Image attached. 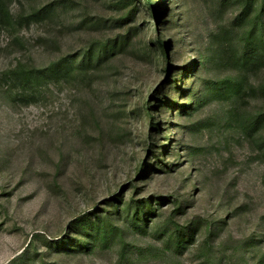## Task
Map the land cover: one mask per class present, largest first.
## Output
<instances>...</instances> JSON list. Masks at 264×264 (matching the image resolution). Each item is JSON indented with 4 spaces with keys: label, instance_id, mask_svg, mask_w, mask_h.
Returning <instances> with one entry per match:
<instances>
[{
    "label": "rangeland",
    "instance_id": "rangeland-1",
    "mask_svg": "<svg viewBox=\"0 0 264 264\" xmlns=\"http://www.w3.org/2000/svg\"><path fill=\"white\" fill-rule=\"evenodd\" d=\"M155 1L166 21L147 0L11 3L18 21L55 8L0 28V264H264V158L241 127L264 112V66L239 62L264 0ZM120 36L35 101L7 75ZM94 214L115 229L92 235Z\"/></svg>",
    "mask_w": 264,
    "mask_h": 264
},
{
    "label": "trees",
    "instance_id": "trees-1",
    "mask_svg": "<svg viewBox=\"0 0 264 264\" xmlns=\"http://www.w3.org/2000/svg\"><path fill=\"white\" fill-rule=\"evenodd\" d=\"M14 0H0V28H12L19 24H22V21H45L48 19L55 8V3L47 4L42 8H35L32 10L30 15L21 18L20 21L15 19L13 13L11 11V3ZM147 5L151 6L155 11L156 16L162 15V21H166L165 11L161 12L158 7V4L155 0H147ZM167 6V2H165ZM120 22L125 19V16L119 18ZM169 23H171L169 21ZM249 37H252L251 35ZM126 41L125 36H120L110 40L109 42L100 43V44H92L91 46L82 48L78 54L71 55L67 57H62L56 61H53L46 68H39L35 65H21L19 64L15 68L11 69L10 72L7 73L10 80L12 81L14 87L21 95V100L24 102L35 101V95L37 93V89L45 84L47 79L53 77L68 76L77 71H88V65L92 63L94 55H98L99 62L107 59L118 47L122 46ZM261 41V39H260ZM259 41V42H260ZM251 41H248V44H251ZM261 48L259 52H253L252 54H242L239 57V62L243 67L248 68H261L264 66V42L261 41ZM157 47H161L165 56H167L168 46H164L161 42V39L158 37L157 39ZM199 69V66H198ZM7 78V77H6ZM229 90L235 94H240L241 88L243 85L241 83L235 82L233 84L228 85ZM36 90V91H35ZM261 90L264 92V84L261 86ZM182 108V107H181ZM241 122V127L243 132L254 139L255 142L258 143V150L264 158V136H262V131L264 129V112H259L253 114L249 118H244ZM259 137L260 140L256 138ZM125 209L129 212L133 204L128 201L124 205ZM95 213V212H94ZM85 216L83 219L89 229L93 231L92 235L105 237L107 232L105 231V224H109L108 227L113 230L115 229V225L112 223L110 215H108L107 219H102V216L99 214H94L92 217ZM146 217V212L142 209L141 206L134 205V214L132 215V219L134 222ZM89 236L90 234L87 233ZM63 242V241H62Z\"/></svg>",
    "mask_w": 264,
    "mask_h": 264
}]
</instances>
